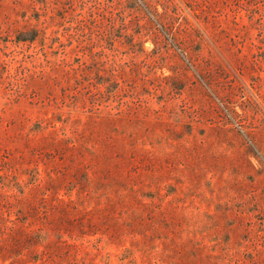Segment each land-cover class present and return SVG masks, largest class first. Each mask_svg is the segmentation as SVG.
Instances as JSON below:
<instances>
[{
	"label": "rangeland",
	"instance_id": "rangeland-1",
	"mask_svg": "<svg viewBox=\"0 0 264 264\" xmlns=\"http://www.w3.org/2000/svg\"><path fill=\"white\" fill-rule=\"evenodd\" d=\"M0 264H264V0H0Z\"/></svg>",
	"mask_w": 264,
	"mask_h": 264
},
{
	"label": "trees",
	"instance_id": "trees-1",
	"mask_svg": "<svg viewBox=\"0 0 264 264\" xmlns=\"http://www.w3.org/2000/svg\"><path fill=\"white\" fill-rule=\"evenodd\" d=\"M36 40V36H31L29 38H23V37H18V41H35Z\"/></svg>",
	"mask_w": 264,
	"mask_h": 264
}]
</instances>
